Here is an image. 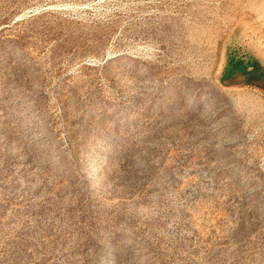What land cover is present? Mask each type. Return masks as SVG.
Segmentation results:
<instances>
[{
    "label": "rangeland",
    "instance_id": "obj_1",
    "mask_svg": "<svg viewBox=\"0 0 264 264\" xmlns=\"http://www.w3.org/2000/svg\"><path fill=\"white\" fill-rule=\"evenodd\" d=\"M264 0H0V264H264Z\"/></svg>",
    "mask_w": 264,
    "mask_h": 264
},
{
    "label": "trees",
    "instance_id": "obj_2",
    "mask_svg": "<svg viewBox=\"0 0 264 264\" xmlns=\"http://www.w3.org/2000/svg\"><path fill=\"white\" fill-rule=\"evenodd\" d=\"M254 66L256 68L254 78L245 82L246 85L261 89L264 92V65L256 60L240 54L239 50L229 52L224 65V74L231 70Z\"/></svg>",
    "mask_w": 264,
    "mask_h": 264
}]
</instances>
